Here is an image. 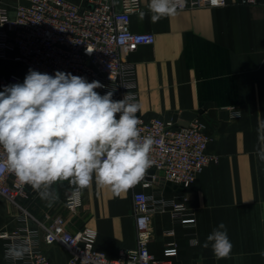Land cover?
I'll return each instance as SVG.
<instances>
[{
  "label": "crops",
  "instance_id": "crops-1",
  "mask_svg": "<svg viewBox=\"0 0 264 264\" xmlns=\"http://www.w3.org/2000/svg\"><path fill=\"white\" fill-rule=\"evenodd\" d=\"M83 5L86 0H69ZM131 18V29L152 32L156 40L130 54L136 68V89L141 114L186 123L195 117L210 137L208 152L218 162L204 167L196 180L176 185L145 176L136 186L116 196L95 180L83 189V206L76 214L65 207L68 181L53 185L51 204L30 186L21 208L0 194V235L27 224L38 229L47 216L62 215L71 230L91 226L98 231L96 246L110 257L137 244L133 194L145 190L165 199L184 201L190 222L176 220L168 208L151 217L150 250L164 257L168 243H176L172 264H264V162L255 155L264 129V0H228L220 7L178 9L172 17L153 23L150 0ZM22 0H0V9L14 15ZM146 15L141 17L140 13ZM15 74L25 78L26 67L0 57V79ZM23 83V82H22ZM0 84V91H3ZM233 110L238 114L234 115ZM144 182H151L149 187ZM227 227L233 248L228 258L217 259L207 236L219 223ZM173 230V234H168ZM7 239L0 236V264ZM45 253L66 264L69 254L61 245H45Z\"/></svg>",
  "mask_w": 264,
  "mask_h": 264
},
{
  "label": "built area",
  "instance_id": "built-area-1",
  "mask_svg": "<svg viewBox=\"0 0 264 264\" xmlns=\"http://www.w3.org/2000/svg\"><path fill=\"white\" fill-rule=\"evenodd\" d=\"M228 2L223 0V6ZM195 7L213 6L210 0H187L181 9ZM141 8V0H86L83 5L69 0H22L14 15H10L7 8L0 9V57L20 61L27 73L29 69L50 75L62 71L84 77L88 82L100 81L104 87L96 91L101 95L113 91V100L123 99L127 92L133 93L139 104L136 115L141 121L138 125L141 137L151 136L155 141L150 152L153 162L150 169L157 174L151 181L162 177L176 185L188 186L204 167L218 162L219 156L208 152L210 137L198 118L180 123L161 117L146 118L141 114L135 92L136 68L129 56L156 40L152 32L131 29V18ZM23 81L24 78L11 74L1 77L0 84L4 87ZM233 113L237 115L238 111L233 110ZM5 158L0 149V161ZM150 185L151 182H144L145 187ZM29 187L21 185L6 170L0 171V194L22 209L23 221L31 216L21 204L28 196ZM74 187L65 201L71 214L78 213L83 206V195L79 204L70 203ZM168 208L176 220L184 224L190 222L184 201L168 200L145 190L135 191L133 215L137 244L122 250L115 258L97 248V229L86 226L71 230L64 216H47L48 221H37L38 229L25 224L0 235L8 241L6 251L9 245L24 242L31 249L21 260L6 259L7 264H59L44 250L45 245L55 244L68 252L66 264H172L177 254L174 241L168 243L164 257L156 256L149 247L151 217L154 212Z\"/></svg>",
  "mask_w": 264,
  "mask_h": 264
},
{
  "label": "clouds",
  "instance_id": "clouds-1",
  "mask_svg": "<svg viewBox=\"0 0 264 264\" xmlns=\"http://www.w3.org/2000/svg\"><path fill=\"white\" fill-rule=\"evenodd\" d=\"M187 0H150L151 21L172 17ZM213 7L223 0H210ZM143 18L146 13L141 12ZM91 52L90 50H87ZM100 81L56 71L54 75L29 69L23 83L0 91V149L6 158L0 171L30 185L50 204L55 201L53 185L68 181L75 186L69 197L79 204L83 189L93 180L119 196L134 186L152 167L150 152L154 139L141 137L139 104L133 93L113 100V91L101 95ZM260 127L264 129V122ZM255 155L264 162V136ZM217 259L228 258L233 245L221 222L207 236ZM31 249L26 242L8 246L5 259L21 260ZM264 256V251L260 253Z\"/></svg>",
  "mask_w": 264,
  "mask_h": 264
},
{
  "label": "water",
  "instance_id": "water-1",
  "mask_svg": "<svg viewBox=\"0 0 264 264\" xmlns=\"http://www.w3.org/2000/svg\"><path fill=\"white\" fill-rule=\"evenodd\" d=\"M196 115H194V116H192V117H187V120H193L194 118H196L195 117ZM155 174H157V171L156 170H154V169H149L147 172H146V179H148V180H151L152 179V176L153 175H155Z\"/></svg>",
  "mask_w": 264,
  "mask_h": 264
},
{
  "label": "rangeland",
  "instance_id": "rangeland-1",
  "mask_svg": "<svg viewBox=\"0 0 264 264\" xmlns=\"http://www.w3.org/2000/svg\"><path fill=\"white\" fill-rule=\"evenodd\" d=\"M14 205V204H13Z\"/></svg>",
  "mask_w": 264,
  "mask_h": 264
}]
</instances>
